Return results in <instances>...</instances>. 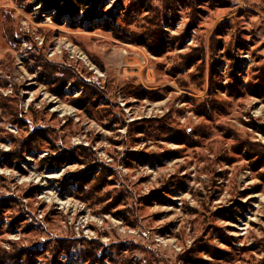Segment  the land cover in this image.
I'll use <instances>...</instances> for the list:
<instances>
[{
	"label": "rangeland",
	"instance_id": "1",
	"mask_svg": "<svg viewBox=\"0 0 264 264\" xmlns=\"http://www.w3.org/2000/svg\"><path fill=\"white\" fill-rule=\"evenodd\" d=\"M0 95V253L264 264V0H0Z\"/></svg>",
	"mask_w": 264,
	"mask_h": 264
},
{
	"label": "trees",
	"instance_id": "2",
	"mask_svg": "<svg viewBox=\"0 0 264 264\" xmlns=\"http://www.w3.org/2000/svg\"><path fill=\"white\" fill-rule=\"evenodd\" d=\"M79 2L83 3L84 5H87L89 0H78ZM72 9L69 7L67 9L64 10V12H70ZM78 11V8H75L74 10H72L71 12L74 13ZM2 95H0V103L2 102ZM53 160H55V162L50 163L51 165H53L54 163H60V159L59 158H54ZM23 252V251H22ZM0 264H19L17 262H15L18 259V256H20V254L18 252H9L3 250L2 253H0Z\"/></svg>",
	"mask_w": 264,
	"mask_h": 264
}]
</instances>
